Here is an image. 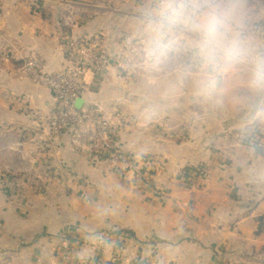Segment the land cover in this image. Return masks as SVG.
Segmentation results:
<instances>
[{"label": "crops", "instance_id": "0c3cea01", "mask_svg": "<svg viewBox=\"0 0 264 264\" xmlns=\"http://www.w3.org/2000/svg\"><path fill=\"white\" fill-rule=\"evenodd\" d=\"M211 10L222 35L209 56L194 25ZM69 33L102 39L109 68L84 71L81 106L98 105L108 121L113 107L124 114L114 138L132 172L49 134L52 92L23 66L35 56L45 72H71ZM129 41L162 70L151 72L153 59L124 85L115 65ZM261 71L264 0H0V148L14 155L25 137L34 166L49 159L65 172L40 193L0 175V264H264ZM43 140L51 145L37 156ZM66 241L73 259L62 262Z\"/></svg>", "mask_w": 264, "mask_h": 264}, {"label": "built area", "instance_id": "2783aa9c", "mask_svg": "<svg viewBox=\"0 0 264 264\" xmlns=\"http://www.w3.org/2000/svg\"><path fill=\"white\" fill-rule=\"evenodd\" d=\"M66 39V56L71 64V72L48 73L35 56H30L24 63V70L33 85L41 86L52 92L55 111L48 120L49 134L59 137L64 133L70 135L69 146L72 151L97 158L112 167V170H122L123 173L134 169V161L129 152L115 145L116 125L127 122L123 113L112 109L110 120L103 116V110L98 105L90 104L76 108V100L87 91L82 81L84 71L88 70L99 76L109 68V62L102 48V39L94 36L90 43H84L82 37L69 33ZM127 40H125L126 42ZM124 57L117 64L119 75H134L139 77L148 70L150 62L155 59L140 43L127 42L123 46ZM115 112V113H114ZM114 114V117L112 115ZM36 142L35 140L29 143ZM37 156L47 153L50 141H37ZM27 143L25 137L20 140L15 154H10L5 148H0V175L11 180L17 188L22 183L31 187L35 193H40L46 183L63 180L65 172L57 169L47 160H35V149L26 151L22 146ZM37 165V166H36ZM20 181V182H18ZM62 262L73 259L66 243L60 252ZM89 264H101L98 260Z\"/></svg>", "mask_w": 264, "mask_h": 264}, {"label": "clouds", "instance_id": "9594fccd", "mask_svg": "<svg viewBox=\"0 0 264 264\" xmlns=\"http://www.w3.org/2000/svg\"><path fill=\"white\" fill-rule=\"evenodd\" d=\"M201 35V49L212 56L216 52V45L219 42V38L222 35V20L219 13L216 10L207 12L200 24L194 25ZM264 79V71H261L257 75V82Z\"/></svg>", "mask_w": 264, "mask_h": 264}, {"label": "rangeland", "instance_id": "374dc122", "mask_svg": "<svg viewBox=\"0 0 264 264\" xmlns=\"http://www.w3.org/2000/svg\"><path fill=\"white\" fill-rule=\"evenodd\" d=\"M126 37H128L129 38V36H126ZM127 38H124V40H126ZM153 49H154V52H157V50H160V49H155V47H153ZM222 50H223V48H220V53L222 52ZM197 53V52H196ZM198 55H200L199 54V52H198ZM193 58H195L196 60H197V58H198V56H193ZM193 58H191V59H189L190 61L188 62V65H192V64H196V61L194 62V61H192V59ZM187 59V58H186ZM152 63H155L157 66H156V68H153V69H151V72H154V71H161L162 70V65H161V59H155V61H153ZM118 64V63H117ZM117 64L115 65V69L117 70ZM187 65V66H188ZM172 69L174 68V67H171ZM187 69H189L190 70V67H187ZM147 72H148V70H146ZM144 75H146V74H140L139 75V77H142V76H144ZM120 77H121V79H123V81L126 83V84H124V85H127L128 83H130L131 81H134V80H137V77H135L134 75H131V76H129V75H120ZM159 78H156V80H155V82H153L151 85L152 86H154V85H156V81L158 80ZM161 79V78H160ZM113 109H114V107H113ZM111 110V109H110ZM115 113V112H114ZM112 117H114V114L112 115Z\"/></svg>", "mask_w": 264, "mask_h": 264}, {"label": "trees", "instance_id": "16d2710c", "mask_svg": "<svg viewBox=\"0 0 264 264\" xmlns=\"http://www.w3.org/2000/svg\"><path fill=\"white\" fill-rule=\"evenodd\" d=\"M191 58H193V52H190L189 51V54H188V57H187V60H189V59H191ZM254 130V133H255V135H256V133H257V129H253ZM258 136H260V135H256V138L258 137ZM251 139H253V136H251V137H249V139L248 140H251ZM250 141H247V143H249ZM244 143L246 144V140L244 141ZM131 156V155H130ZM132 158H133V155H132ZM193 170L192 169H187L186 171H184V175H183V179H184V183H185V185L187 186V187H189L190 185L188 184V182H189V179L191 178V172H192ZM182 174V173H181Z\"/></svg>", "mask_w": 264, "mask_h": 264}, {"label": "water", "instance_id": "95a60500", "mask_svg": "<svg viewBox=\"0 0 264 264\" xmlns=\"http://www.w3.org/2000/svg\"><path fill=\"white\" fill-rule=\"evenodd\" d=\"M82 103H83V99H82V98H78V99L76 100L75 106H76L77 108H79V107L82 105ZM81 107H82V106H81Z\"/></svg>", "mask_w": 264, "mask_h": 264}]
</instances>
